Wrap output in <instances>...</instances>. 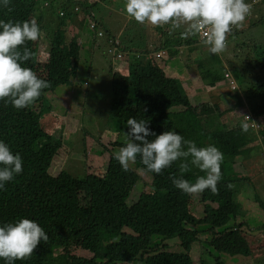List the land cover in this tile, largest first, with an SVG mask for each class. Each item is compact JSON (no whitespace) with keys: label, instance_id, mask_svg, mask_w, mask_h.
<instances>
[{"label":"trees","instance_id":"16d2710c","mask_svg":"<svg viewBox=\"0 0 264 264\" xmlns=\"http://www.w3.org/2000/svg\"><path fill=\"white\" fill-rule=\"evenodd\" d=\"M46 1L10 0L8 8L0 6V19L5 22L8 20L23 22L30 21L33 16L39 18L53 11L51 6L45 5ZM101 3H103L102 0L79 2L80 6L88 12ZM63 24L64 20L61 21V25ZM109 31L114 32L111 29ZM163 31V42L155 51L166 49L172 52L174 51L172 48L191 45L197 39V36L181 38V33L177 31L170 33L173 29L169 26L167 28L164 26ZM166 33L178 35V37L166 39ZM241 34V31L231 33L228 37L233 42H230L225 50H229L231 45L244 46L242 38L238 40ZM67 44L62 48L63 45L60 42L50 43L48 61L43 69H41L42 62H39L36 57V52L28 47L33 55L22 66L30 68L39 78L50 83V87L43 91L55 92L57 88L68 84L73 76L81 72L76 55L68 52L69 44ZM127 49L132 56L130 57L132 61L129 60V71L127 70L126 74L113 73L109 90L100 89L102 93L111 95L106 114L117 124L116 130L127 133L129 131L127 120L135 118L138 122L144 121L146 126L157 134L171 130L182 135L186 140H192L198 147L208 146L204 141L213 145L211 139L215 134L219 137L215 139L222 141L221 151L224 157L226 154L227 161H232L241 147L236 143L238 136L243 132L241 130L243 123L241 121L237 123L236 137L229 136L234 131L232 127L225 128L221 132L215 131L216 118L227 112V110L221 112L222 109L218 105L214 108L212 120L207 121L206 126L211 131L209 138H197L200 129L195 122L186 120L184 123L183 119H178L176 124L169 118L174 113L166 114V111L177 106L185 107V112L191 107L184 92L175 87L174 81L167 78L165 71L152 64L150 60H145L146 55L144 54H149L151 47L140 48L141 50L138 51L130 47ZM190 56L194 63H199V58L192 54ZM250 57L247 56L242 60L234 59L237 69L246 72V84L231 96H244L253 115L259 117L264 115V102L257 100V97L264 96V68L259 66L262 75L261 85L255 89H249L248 69L258 67L257 60H259L258 57L255 58L256 61L250 60ZM261 58L264 59V52L261 53ZM45 106L48 107V103ZM228 110L233 111L231 108ZM260 131L251 132L252 134L249 131L246 133L254 138L256 133L261 134ZM147 139L151 140L153 137L149 136ZM129 140L130 138L119 140L117 138L115 145L121 148ZM0 141L5 142L13 154L19 153L23 160L22 174L8 182L5 190H0V219L12 223L22 218L31 219L36 221L48 236L47 242L41 241L29 259L16 261L15 264H76L78 258L68 252L71 248L83 249L91 254L93 260L103 264H132L135 262H139L138 264H193L186 254L160 252L159 244L151 247L145 246L139 250L137 242L130 243V236L125 237L123 233L112 234L101 229V237L91 238L89 229L86 227L90 217L91 199L111 205L124 204L139 180L135 173L122 174L119 169L121 166L113 155L102 177L89 175L78 179L72 177L67 170L52 175L49 173V167L52 158L59 155L56 154L57 140L45 132L38 113L16 110L5 101H0ZM99 145L98 142L95 143L96 148H100ZM137 160L140 163L139 167L147 171L139 157ZM176 163L177 161L164 169L161 175L147 171L152 175L153 184L150 188H154L155 192L153 195H149L148 192L142 197L161 198L160 219L163 223L175 226L174 234L182 239L186 252L191 250L198 235H205L206 244H202L200 253H205L206 248L204 247L208 246L218 254L231 257L248 256L250 250L240 229L242 224L215 231V229L223 228L231 217L236 216L233 195L230 188L226 187L228 183H221L218 194L211 193L202 198L203 201L207 200L215 204L216 208L205 205L203 215L194 217L188 209L187 195L176 189L169 179L170 175L181 176ZM191 171L198 172V170ZM182 178L191 182L189 173H184ZM225 180H228L226 176ZM142 197L138 203L142 202ZM127 220L128 226L134 229L136 222L133 208L128 211ZM185 226L193 229H186ZM133 251H139L138 256L132 257ZM0 264H5V262L0 259ZM212 264H223V262L215 259Z\"/></svg>","mask_w":264,"mask_h":264},{"label":"rangeland","instance_id":"374dc122","mask_svg":"<svg viewBox=\"0 0 264 264\" xmlns=\"http://www.w3.org/2000/svg\"><path fill=\"white\" fill-rule=\"evenodd\" d=\"M102 1L103 3L94 8L97 12L96 16L101 23H112V31L115 32L118 29L119 49H111V52L108 53L109 47H107V43L105 44L104 39H101L102 43L98 39L100 45L93 47L91 40L94 35L88 29L89 19L86 11H81L71 16L67 21L68 24H64L53 37L54 41L60 42L63 46L66 45V42L72 43V46H68L67 49L69 53L77 56L81 72L77 73L69 84L62 85L54 93L50 92L48 96L50 99V102L48 101L49 108H43L40 112L44 128L49 132L52 131V135L59 131L65 132V128H67L63 149L53 159L49 168V173L52 175L67 170L72 177L83 179L86 176L88 167H86V159L90 161L89 164L93 165L92 171L94 173H97L98 176L103 175L102 173L108 163L107 157L120 149L114 145L111 146L113 139L118 138L119 140L120 138L129 137L126 133L120 130L117 131V124L106 114L111 95L102 93L97 88L96 83L101 82L102 88L106 91L109 90L111 86L109 79V68L112 65L111 59L113 64L117 65L119 71H126L129 62L128 58L132 61L128 47L138 51L141 50L140 48L149 47L151 44L160 46L163 42L158 35V33L160 34L159 30L148 29L145 25H151H141L134 19L127 17V14L123 11L125 0ZM48 2L55 13L62 9L65 10V6L72 12L71 7L74 5V2L68 1L65 3V0H48ZM246 2L252 6L251 14L246 18L243 25L237 28L242 32L238 36V40L242 38L245 43L244 46L231 45L229 50H224L219 55L211 56V59L203 63V65L192 64L187 66L186 69L183 68L178 58L170 60L166 55H163L162 59L158 60L165 74L174 81L175 85L180 86L181 81L192 79L190 82L191 87H194L197 82L200 87H203L200 79H194V74L196 72L206 73L209 70L213 76H218L222 83L221 89L226 92L227 85L223 84L222 76L223 72L227 71L236 81L239 88L242 89L246 84V72L237 70L235 67V60L231 57L234 52L238 56L236 60H242L247 56H251L250 60H255L258 57V67L254 66L248 69L247 81L249 89H255L261 85L262 75L259 66L264 68V59L261 58V53L264 52V0H246ZM50 19L53 21L57 20V16L53 15L51 11L48 12L47 17V20ZM82 22L84 24L78 36H76V29ZM44 25L46 27L45 23ZM53 25L54 22L48 23V28L53 27V29L46 27L36 42H28L27 44V46L35 48L37 59H43L48 54L51 40L49 32L59 26L57 22ZM169 27L172 28L170 25ZM184 30L185 26H181L173 29L170 33H176V31L182 33ZM165 36L166 39L178 37V35L168 33ZM75 37L81 41V46L77 45ZM177 48H183V46ZM196 48L203 55L210 54L205 46L199 48L197 45ZM172 49L169 50L171 51ZM119 50L123 55L122 60H117L115 57V53L117 54ZM182 57L184 56H180V58ZM191 92L193 93V91ZM211 94L215 95L213 91H195V94L190 96L193 108L197 112H211L213 106L218 104V99L211 97ZM231 94L229 91L225 93L228 98L227 104H229V108L236 111V104L234 103L236 99ZM257 100L264 102V96L257 97ZM221 102L222 108H224L226 103L223 96H221ZM68 106H71L72 109ZM67 107L68 111L71 109L70 113L72 114L67 113ZM73 108H76L77 111H74ZM237 113L238 111L233 114L236 115ZM237 117L240 116L237 115ZM66 121L69 123H65ZM257 123L261 126L260 136L253 138L248 133L242 132L238 136L236 143L241 146L238 149L239 156H236L233 162L227 161L226 157L228 156L226 154L223 159L222 164L231 168L230 180L232 182L229 184L231 185L230 191L233 195V203L236 205V216L235 218L231 217L223 228L215 229V231H221L225 228H232L242 224V234L248 242L250 254L248 256L231 257L226 254H218L208 246L204 247L206 248L205 253H200L199 250L202 244H206L205 235H200V241L192 246L189 254L193 264H201L199 263L200 260H204L203 264H212L215 259L220 260L223 264H264V119L259 120ZM196 124L200 129L197 138H206L203 132L206 130L207 118L197 116ZM73 127H75V130ZM225 128L227 126L222 125L219 128V132ZM236 130L238 128L233 131L235 135L238 133ZM109 131H111L110 134H108ZM239 132L241 131L239 130ZM86 137L89 141L91 140L89 144L97 150V156L94 157V153H92L91 157L88 156L86 158L83 148V141ZM96 142L100 144L99 149L95 147ZM92 150V147L89 148V151ZM129 170L135 171L136 175L139 176V180L130 192L128 199L124 204L116 206L93 201L88 229L92 239L102 236L101 229H105L112 234L117 232L131 234L129 242H137L140 250L142 247H151L155 243L162 242L163 238L173 235L176 228L174 225H163L160 222L161 213H159L160 206L158 202L160 200L142 197L144 196L143 192L151 191L152 175L139 168L135 163H130ZM121 173L124 174L126 171L121 170ZM140 193H143L142 196H139ZM141 197L143 198L142 202L138 203ZM202 205V201L191 200V213L198 217L201 216ZM131 208H133L135 213L136 227L134 229H130L127 226V214ZM164 243L169 245L170 251H181L180 241L177 237L165 239ZM71 253L79 256L76 264H103L93 260L91 254L83 250L72 249ZM138 254L139 251H133L132 257L138 256Z\"/></svg>","mask_w":264,"mask_h":264},{"label":"clouds","instance_id":"9594fccd","mask_svg":"<svg viewBox=\"0 0 264 264\" xmlns=\"http://www.w3.org/2000/svg\"><path fill=\"white\" fill-rule=\"evenodd\" d=\"M68 1L74 2V5L71 7L72 12L69 11V8L67 6H65V10L62 9L56 13L54 11H51L53 15L57 16L56 21H53L52 19L47 20L48 12L47 14L39 18L33 16L30 21L25 20L23 22H20L8 20L7 22H5V20L0 19V101H5L6 104L10 103L11 106L16 110H25L32 113H38L39 116L43 108H49V105L48 107H46L45 105L48 103V101L50 102L48 96L52 91L43 90L49 88L50 83L44 79L39 78L37 74L30 68L22 66L23 63L29 61L33 55L32 51L28 48L30 46H27L28 42H36L40 38L41 32H43L46 27L48 28V23L54 22L55 25V23L57 22L59 24V26L49 32L51 43L52 41H54L53 37L56 32H58V30L64 24H68L67 21L71 16H74L81 11H86L87 17L89 19L88 29L94 35L93 39L91 40L94 45L93 47L95 48L100 45L98 39L100 41L101 39H104L105 44L107 43V47H109L108 53L111 52V49L120 48L118 29L116 32L109 31V29L112 30V23H101L97 18V12L94 9H90L89 12L86 9H83L80 6L79 2L83 3L85 0H65V3ZM9 3L10 0H0V6H3L4 8H8ZM45 5L50 6L48 0L45 2ZM251 7L252 6L247 3L246 0H125L123 11L127 14V17L129 19H134L141 25H151H145L146 28L159 30L160 34L158 33V35L160 39H162L164 35V26H166L167 28V26L169 25L173 29L185 26V31L181 33V38L186 39L191 36H197L195 43L188 46H183V48L173 49L174 51L172 52H169L166 49L155 51L158 46L151 44L149 46L151 47L149 54H144L146 55L145 60H150L151 63L157 65L159 69L162 68L158 63V60L162 59L163 55H166L170 60L178 58L183 65V68L186 69L187 66L192 64L203 65V63L211 59V56L221 54L226 49L228 44L230 42H233V40H230L228 36L231 33L240 31L237 28L242 26L246 18L251 14ZM9 11H11V9H9ZM62 20H64L63 25H61ZM44 23L46 24V27ZM83 24L84 22L78 25L75 32L76 36H78V33L81 31ZM48 29H53V27ZM117 32L118 34L116 35ZM76 39L77 45L81 46V41H79L78 38ZM68 44L69 46H72L71 42H69ZM197 45L199 46V48H201V46L207 47L209 53L213 55H201L200 53L201 56L199 55L197 57L200 60L199 63H194L190 55L188 57H185L183 52L188 50L189 48H195L197 50ZM64 47L65 46H62V48ZM31 49L36 52L35 48ZM49 52L50 46L47 56H45L43 59H38L39 62H42L41 69L44 68L45 64L48 61ZM35 54L37 57V52ZM180 56L184 57L180 58ZM115 57L117 60L123 59V55L120 50L117 54L115 53ZM130 57L132 56L130 55ZM237 57L238 56L236 54L232 55V58L235 60L237 59ZM111 62L112 65L109 68L110 85L111 76L113 73L126 74V71H129V62L125 72L119 71L117 65L113 64L112 59ZM235 67H237L236 62ZM167 78L171 79L168 76ZM194 79H200V81L203 83V87H200L197 82L195 84L197 85V89L195 91H213L215 95L211 94V97H216L218 99V104L214 105L212 111L209 113L197 112L190 102V96L195 94V92L192 93L191 91H188L187 94L184 88V84L187 83L186 80H183L181 81L180 86L175 85V87L181 89L184 92L187 100L189 101L191 109L185 112V107L177 106L169 111H166V114L168 112L174 113V115H170L169 118L172 119L176 124L178 122V119H183L184 123L186 122V120L196 123L197 116L207 118V121H211L213 118V111L216 106L219 105L221 109L228 110V98L225 96V93L229 91L234 95V92L240 89L238 84H236V81L232 78L231 74L227 71L223 72L222 76V81L224 82L223 84L227 85L226 92H223V89H221L222 83L219 80L218 76H213L209 70L206 71V73L196 72L194 74ZM189 80L191 81L192 79ZM96 86L98 89H103L101 86V82H97ZM221 96H223V98L225 99L226 104L224 108H222ZM235 99L237 102L235 101L234 103L236 104V111H238V113L236 115L233 114V116L236 117L237 122L241 121L243 123L241 130L243 132H256L261 130V126L257 122L259 120H263L264 115L259 117L254 116L250 107L247 105V100L244 98V96L240 95V97H235ZM68 107L72 109L71 106ZM68 107L67 113L72 114L70 113L71 109H69L68 111ZM73 109L74 111H77L76 108ZM236 111H227L225 114H227L228 112L235 113ZM237 115H239L240 117H237ZM40 121L42 122L41 118ZM237 122L227 128L230 129L232 127V130H235ZM65 123L68 124L69 122L66 121ZM127 126L129 128V131L126 133V135L130 138L129 142H127L126 145L121 148L115 145L117 138H114L111 142V146L114 145L115 147L120 148L113 154L114 159L118 161L119 165L121 166V168L119 169L126 171V173L136 174L135 171L129 170V165L130 163H135L139 167L140 163L137 160V158L139 157L140 162L145 166L148 172L161 175L163 174L164 169L169 168L174 162L177 161L176 166L179 168L181 176L177 177L175 175H170L169 179L172 181V184L176 189L187 195V198L189 200L188 209L190 214L194 217L198 216L192 214L190 211L191 200L202 201L203 215V207L205 205H210L214 208H216V205L210 203L207 200L203 201L202 198L211 193L218 194L221 183L227 182L228 185L226 187L231 188V185L229 184L232 182L230 180L231 168H229V166L225 168L224 164H222L225 157L223 152L221 151V139H215L219 138L217 135L214 134V137L211 139L214 143L213 145L209 144L208 141H204L206 144H208V146L198 147L192 140H186L182 135L171 130H166L160 134H157L154 131H151L150 128L146 126V123L144 121L138 122L135 118H129L127 120ZM66 129L67 128H65V132L59 131L55 135H52V131L49 132L44 128L45 132H47L50 137L57 140L58 150L56 151V154H59L63 149V142L65 141V135L67 132ZM73 129L75 130V127H73ZM210 132L211 131L206 126V130L205 132H203V134L204 136H206V138H209ZM110 133L111 131H109L108 134ZM149 136L153 137V139H147V137ZM229 136L236 137L234 132L232 134H229ZM256 136L258 138L260 134L256 133ZM90 141L87 139V137L84 138L83 141V148L86 158H88V156L91 157L92 153H94V157L97 156V150L89 144ZM91 147L93 148V150L89 151V148ZM236 156H239V153ZM55 157L56 156H54V158ZM110 157L111 155L107 157L108 162L110 160ZM54 158H52V161ZM233 161L234 158L229 162ZM89 163L90 161L86 159V167L88 166L86 176H98L97 173H94L92 171L93 165ZM107 165L105 166V171L102 173L103 175L106 172ZM191 170H198V172H192ZM224 171L226 173H224ZM22 172L23 160L20 154H13L10 147L5 142L0 141V190H5L6 184L12 181L15 176L22 174ZM184 173L191 174V182H189L187 179L182 178ZM225 176L228 178V180H225ZM152 184H150V187L152 186ZM154 192L155 190L154 188H152L149 192V195H153ZM143 193L146 194V192ZM143 193H140L139 196H142ZM150 199L160 200L158 202L160 206L159 209H161V198L150 197ZM93 201L99 202L101 204H107L102 203L96 199H91L89 207L90 216ZM160 222L163 225H169L163 223L161 219ZM128 224L129 222L127 220V226ZM86 227L88 228V223ZM128 228L130 227L128 226ZM185 228L193 229L190 226H185ZM119 233L117 232L116 234ZM127 236L132 235L125 234V237ZM199 236L200 235H198L197 237V241L199 240ZM174 237L177 236L173 234L171 236L163 238L162 242L155 243L159 244V247H161L159 251L170 254H186L187 256H189L192 250V246L195 243H198L197 241L193 243L191 246V250L186 252L185 248L182 245V239L177 237L180 241L181 251H170L169 245L165 244L164 241L165 239ZM47 240L48 236L46 232L36 221L22 218L18 219L15 223H12L0 219V259H2L5 264H15L16 261H24L29 259L34 253L35 249L41 243V241L47 242ZM72 249L80 248H71L68 250V252L72 256L78 258L79 256L71 253ZM203 262L204 260L199 261V263L201 264H203Z\"/></svg>","mask_w":264,"mask_h":264},{"label":"crops","instance_id":"0c3cea01","mask_svg":"<svg viewBox=\"0 0 264 264\" xmlns=\"http://www.w3.org/2000/svg\"><path fill=\"white\" fill-rule=\"evenodd\" d=\"M183 53H184L185 57H188L190 54H192L194 57H198L200 55V53L195 48H189L188 50L184 51ZM201 55H203V54H201ZM231 57H232V54H231ZM190 82L191 81L188 79V80H186L187 84H184V88H185L187 94H188V91H193V93H194L195 90L197 89V85L194 84V87H191ZM221 111H224V110L222 109ZM227 111H231V110H227ZM233 113L234 112H228L227 114L224 113L223 115L218 116L216 118V125H215L216 130L215 131L219 132V128H221L222 125H225L227 127L234 125L237 122V120H236V117L233 116Z\"/></svg>","mask_w":264,"mask_h":264}]
</instances>
